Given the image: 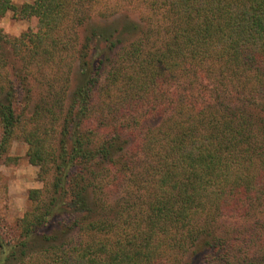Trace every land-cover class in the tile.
Instances as JSON below:
<instances>
[{
	"label": "trees",
	"instance_id": "16d2710c",
	"mask_svg": "<svg viewBox=\"0 0 264 264\" xmlns=\"http://www.w3.org/2000/svg\"><path fill=\"white\" fill-rule=\"evenodd\" d=\"M142 1L155 26L80 20L68 91L54 68L75 0H0V18L36 20L19 36L0 28V160L21 139L53 172L15 228L0 218V264H264V235L244 252L246 231L227 227L264 209V0ZM33 73L47 78L36 98ZM122 180L140 194L110 210Z\"/></svg>",
	"mask_w": 264,
	"mask_h": 264
},
{
	"label": "rangeland",
	"instance_id": "374dc122",
	"mask_svg": "<svg viewBox=\"0 0 264 264\" xmlns=\"http://www.w3.org/2000/svg\"><path fill=\"white\" fill-rule=\"evenodd\" d=\"M32 1L12 0L18 6L24 3H31ZM151 11L148 4L142 0H75L72 17L69 19L70 21L65 29L66 36L71 37L73 43L70 45L69 51L63 52V58L59 66L54 68V70L56 69V76L59 77V81L56 84L61 85L66 81L67 89L70 91L76 82L79 71L76 50L79 45V39L85 33L84 29L81 28L80 20L87 21L88 19L86 17L90 16L96 21L105 22L106 19L113 17V15L127 13L131 18L138 19L143 23L147 21L151 26H155L157 23V14H152ZM32 22H36V20L22 19L9 11L0 18V28L8 36H19L28 29ZM53 71L48 70L45 74L46 77L51 76ZM46 77L36 73L30 75V81L33 87L32 94L35 98L41 93H48ZM103 78L104 76H102L101 81ZM40 84L41 87H38ZM103 88L104 86L101 83L94 94L93 100L96 103L104 99L107 100L106 96L102 93ZM169 89L171 88L169 87ZM170 96L168 95L167 97L170 98ZM170 114H172V111L169 107L163 111L162 116L166 117ZM133 130L136 129L134 128ZM57 136L58 134L56 137L54 136L55 144L58 142ZM27 150L28 144L26 142L21 139H15L11 143L8 152V155L12 159L8 163H3L0 160V218L4 225L10 229L15 228L17 220L31 209L32 201L28 198V191L30 189L44 190L45 188L48 191V188H51L53 179V172L50 171L48 174H43L40 169L41 164L30 161ZM126 184L127 182L122 180L119 185L110 186V190L105 193L110 210L117 207V203L121 204L120 201L123 198L130 199L140 194L138 190H135L133 185L129 188L133 190L132 192H125ZM42 196L43 199H47L50 196V192L48 191L47 194ZM109 209L106 208L102 211L104 214L109 213V216H111ZM261 210V213L256 212L255 215H251L248 221L235 220V218L228 220L227 227L230 225V228H238L246 231L247 239L242 240L243 244H241V249L244 252H257V249H259V240L262 238L259 236L264 235V209ZM103 213L101 212L100 215ZM58 220L56 219L54 222L56 223ZM257 220L258 222H255ZM253 222L257 224L254 227L252 226L255 224ZM223 225L225 224L223 223ZM36 260H38V254H30L19 264H35ZM202 261V257L198 256L194 264H201Z\"/></svg>",
	"mask_w": 264,
	"mask_h": 264
}]
</instances>
